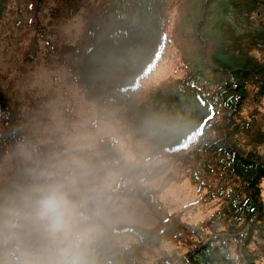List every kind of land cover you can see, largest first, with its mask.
Here are the masks:
<instances>
[{"label":"trees","instance_id":"16d2710c","mask_svg":"<svg viewBox=\"0 0 264 264\" xmlns=\"http://www.w3.org/2000/svg\"><path fill=\"white\" fill-rule=\"evenodd\" d=\"M200 1L198 7H193L197 3L191 0H104L95 8L88 7L99 19L105 14L114 19V27L105 32V38L94 42L107 52L128 51L136 41V32L130 26L134 21L139 26L148 25L163 37L154 62L147 61L151 48L106 95L91 86L92 60L88 53L74 48L80 60L75 68L72 65V72L88 99L99 100L102 105L113 102L107 107L120 114L123 121L117 122L126 135L132 136L142 119L146 121L157 114L168 95L185 96L191 102V123L171 142L160 143L148 154L126 160L111 136L101 138L97 147L96 163L106 172L120 174L112 186L114 195L139 197L150 208L160 209L157 192L141 175L157 177L178 164L192 183L199 187L211 185L212 194L222 199L220 208L203 224L185 228L183 241L189 246L186 251L163 252L153 264H264V153L257 147L264 143V20L257 19L259 27L245 33H237L232 22L241 11L250 18L259 13L258 7L264 10L260 4L264 0ZM9 2L0 0V22ZM174 3L178 11L168 42L171 51L185 59V73L144 90L158 54L164 52L165 28L171 21ZM98 25L92 28L96 32L102 31L101 23ZM128 75L130 80L125 82ZM25 115L0 84V162L18 138L13 133L24 129ZM162 158L164 162H157ZM130 173L137 179L129 177ZM158 217L161 223L152 229L140 225L108 227L109 235L99 251L100 264H141V255L148 248L165 246L169 238L178 239L181 225L167 228L164 214ZM113 230L118 231L116 236ZM121 235H130L135 241L120 243L117 238Z\"/></svg>","mask_w":264,"mask_h":264},{"label":"rangeland","instance_id":"374dc122","mask_svg":"<svg viewBox=\"0 0 264 264\" xmlns=\"http://www.w3.org/2000/svg\"><path fill=\"white\" fill-rule=\"evenodd\" d=\"M182 3L185 0H176ZM198 7L201 2L196 0ZM104 0H10L7 12L0 22V84L13 103L21 106L26 114L24 129L34 125H48L53 110L61 113L66 123L82 119H96L101 123L103 132L99 140L106 136L114 137L119 150L126 160H133L137 154H148L160 143H169L191 123L193 107L185 96L168 95L163 98L160 112L148 120H141L133 135L121 132L117 120L123 121L119 113L102 105L99 100H90L83 89L74 80L72 65H77L80 52L88 53L92 60L91 86L100 90V94L113 91L133 69L137 60L143 58L152 48L147 61L157 55V49L163 36H157L148 25L139 26L134 21L131 30L136 32V41L125 54L107 52L94 45L105 38V32L114 27V19L105 14L99 19L88 7H97ZM264 6V1L260 3ZM255 2L252 1V6ZM243 7V5H240ZM235 10L234 8H232ZM178 11V5L170 15L165 28L167 36L163 39V54H158L154 71L147 77L143 88L160 86L166 81L181 78L185 73V59L171 51L172 30ZM247 18L246 11H241L232 18L235 31H255L258 20H264V10L258 7ZM194 12L190 15L193 18ZM256 19V20H255ZM101 23L102 31L96 32L93 27ZM92 29V30H91ZM93 38V41L91 40ZM157 51V52H156ZM130 80L128 75L125 82ZM2 122L0 121V131ZM264 153V143L257 145ZM164 158L157 162H164ZM111 175L110 211L108 227L121 225H140L152 229L160 225L158 215L166 217L167 228L181 225L178 239L169 238L165 246L148 248L141 255V264H153L163 252L186 251L189 246L183 241L185 228L203 224L222 204L217 194H212V186L199 187L191 182L186 170L173 164L157 177L148 173L142 174L146 184L157 192L162 203L160 209L150 208L147 202L139 197L119 194L114 195L112 186L119 179V173L108 171ZM129 177L137 179L134 173ZM154 177V178H153ZM124 180L126 178L124 177ZM264 199V178L261 183ZM125 188L120 190L124 191ZM166 210H165V207ZM168 220V221H167ZM117 230L112 234L117 235ZM107 235L109 233L107 232ZM197 239V238H196ZM120 243L134 242L130 235L117 238Z\"/></svg>","mask_w":264,"mask_h":264},{"label":"clouds","instance_id":"9594fccd","mask_svg":"<svg viewBox=\"0 0 264 264\" xmlns=\"http://www.w3.org/2000/svg\"><path fill=\"white\" fill-rule=\"evenodd\" d=\"M102 132L53 110L48 125L13 133L0 162V264H100L111 189L96 163Z\"/></svg>","mask_w":264,"mask_h":264}]
</instances>
